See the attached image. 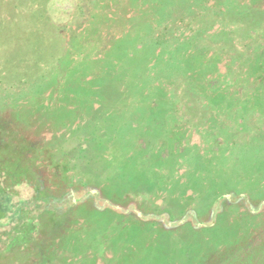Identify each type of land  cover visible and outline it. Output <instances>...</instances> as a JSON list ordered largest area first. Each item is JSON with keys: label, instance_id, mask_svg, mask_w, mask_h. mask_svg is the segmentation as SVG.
Returning <instances> with one entry per match:
<instances>
[{"label": "rangeland", "instance_id": "rangeland-1", "mask_svg": "<svg viewBox=\"0 0 264 264\" xmlns=\"http://www.w3.org/2000/svg\"><path fill=\"white\" fill-rule=\"evenodd\" d=\"M1 143L0 264H264V0H0Z\"/></svg>", "mask_w": 264, "mask_h": 264}, {"label": "trees", "instance_id": "trees-1", "mask_svg": "<svg viewBox=\"0 0 264 264\" xmlns=\"http://www.w3.org/2000/svg\"><path fill=\"white\" fill-rule=\"evenodd\" d=\"M122 79H129L131 82V74L129 75V69L122 71ZM128 73V74H127ZM133 80V79H132ZM129 85L123 84L122 89L124 93L130 94L135 93L137 89H134L133 86L128 87ZM2 141V139H1ZM3 145V146H2ZM25 155V153H24ZM0 165L4 164V167L6 168V173L10 174L8 175L9 180H12V183H19L21 178H27L35 175V172L31 169V166L33 165L34 161L30 157H28L29 160H27L29 163H26V160L23 158V151H20L16 147L9 145V144H2L0 146ZM5 158V159H4ZM24 158H26L24 156ZM160 162L161 160L158 159ZM157 162V160H156ZM211 164H214V162L207 163L206 169L211 166ZM159 165L158 162L155 164V166ZM205 168V167H204ZM8 184L9 182L6 181ZM8 195V194H7ZM6 195V198H7Z\"/></svg>", "mask_w": 264, "mask_h": 264}]
</instances>
